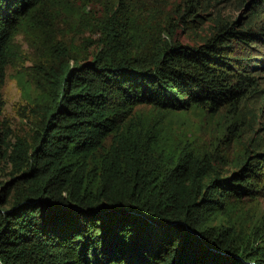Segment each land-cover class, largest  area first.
I'll return each mask as SVG.
<instances>
[{"label":"trees","instance_id":"1","mask_svg":"<svg viewBox=\"0 0 264 264\" xmlns=\"http://www.w3.org/2000/svg\"><path fill=\"white\" fill-rule=\"evenodd\" d=\"M65 3L0 0V86L19 32L67 58L44 72L32 134L0 148L11 163L0 186V264H264V217L212 223L264 195V149L249 140L225 167L257 87L256 63L238 52L263 31L217 14L210 33L186 45L162 35L173 14L191 27L202 0H85L78 25L98 39L70 63L55 35ZM139 104L225 109L229 122L209 146L194 144Z\"/></svg>","mask_w":264,"mask_h":264},{"label":"rangeland","instance_id":"2","mask_svg":"<svg viewBox=\"0 0 264 264\" xmlns=\"http://www.w3.org/2000/svg\"><path fill=\"white\" fill-rule=\"evenodd\" d=\"M65 2L56 18L55 35L65 41L69 50L68 59L70 58L69 62L72 63L73 59L70 56L78 57V54L94 49L96 42L95 44L88 42L97 41L98 34L91 33L78 25V9L85 8V0H65ZM202 5L199 10L201 15L191 23V27L184 26L178 21L177 14H173L172 20L177 24L169 31L167 25L168 28H165L162 35L163 40H177L186 45L199 44L210 33L212 17L217 14L238 20V26L251 23L257 30L263 31L257 40L250 41L249 45L240 46L238 52L240 55L251 56V60L256 63L251 71L257 78V87L246 97L243 109L236 118L237 127L242 129V134L239 140H231L227 148L229 163L225 167L231 170L234 166V157L242 151L249 140V146L264 149V4L253 9L251 6L241 5L240 0H202ZM36 39L28 32L17 33L15 40L20 46L18 55L5 68V77L0 86L2 101L0 148L3 150L13 142L15 135L29 137L32 134L42 110L40 104H37L39 95L43 92L42 88L48 87L44 72L49 70L50 66L53 67L67 60V58L62 60L50 58L52 51L39 41L36 44ZM136 110L143 116L160 117L170 130L184 141L205 146H209L218 135L220 136L229 122L225 117V109L210 113L199 107H190L163 112L150 104H139ZM108 141L109 137L104 141L105 144ZM1 153L0 186L9 178L11 171V163L3 151ZM262 217H264V195H259L243 198L236 210L230 214L218 215L212 223L221 222L223 225L234 223L240 228Z\"/></svg>","mask_w":264,"mask_h":264}]
</instances>
